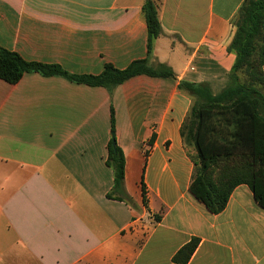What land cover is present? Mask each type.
Segmentation results:
<instances>
[{
    "label": "crops",
    "instance_id": "crops-1",
    "mask_svg": "<svg viewBox=\"0 0 264 264\" xmlns=\"http://www.w3.org/2000/svg\"><path fill=\"white\" fill-rule=\"evenodd\" d=\"M143 2L0 0V47L26 61L98 75L146 59L175 77L111 90L38 73L0 80V264H179L192 238L185 264H264V210L242 184L209 213L188 191L194 151L180 134L194 98L178 84L213 96L228 86L244 0H157L149 56ZM111 108L129 203L107 197Z\"/></svg>",
    "mask_w": 264,
    "mask_h": 264
},
{
    "label": "trees",
    "instance_id": "trees-1",
    "mask_svg": "<svg viewBox=\"0 0 264 264\" xmlns=\"http://www.w3.org/2000/svg\"><path fill=\"white\" fill-rule=\"evenodd\" d=\"M141 12L149 56L154 40L161 34L157 0H144ZM231 23L235 32L228 51L235 55V60L228 86L213 96L206 85L178 84L194 98L180 130L182 139L194 151L188 191L211 214L220 213L232 190L242 184L249 187L257 205L264 210V115L259 113L264 97L258 90V87L264 89V0H244ZM26 73L61 76L77 84L108 90L138 75L175 78L166 66L153 69L146 59L133 61L121 70L105 64L98 75H72L58 65L26 61L0 47V80L13 85ZM238 73L245 75V83L239 82ZM110 128L114 133L112 108ZM105 165L113 173V185L107 197L129 203L123 188L124 158L114 138L108 142ZM141 191L145 205L143 184ZM197 245L198 240L192 238L172 260L187 263Z\"/></svg>",
    "mask_w": 264,
    "mask_h": 264
},
{
    "label": "rangeland",
    "instance_id": "rangeland-1",
    "mask_svg": "<svg viewBox=\"0 0 264 264\" xmlns=\"http://www.w3.org/2000/svg\"><path fill=\"white\" fill-rule=\"evenodd\" d=\"M237 76H238L240 83H245L246 80H245V75L243 73H238ZM258 90H259L260 94L264 97V89L261 87H258ZM259 113L264 115V102H263L262 107H260V109H259Z\"/></svg>",
    "mask_w": 264,
    "mask_h": 264
},
{
    "label": "water",
    "instance_id": "water-1",
    "mask_svg": "<svg viewBox=\"0 0 264 264\" xmlns=\"http://www.w3.org/2000/svg\"><path fill=\"white\" fill-rule=\"evenodd\" d=\"M111 138H114V134L113 133H111ZM113 145H114V143H113Z\"/></svg>",
    "mask_w": 264,
    "mask_h": 264
}]
</instances>
